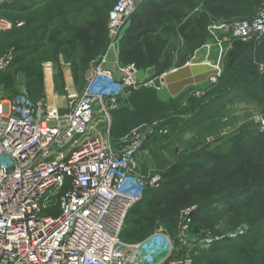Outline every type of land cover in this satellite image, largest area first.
<instances>
[{"label":"built area","instance_id":"obj_1","mask_svg":"<svg viewBox=\"0 0 264 264\" xmlns=\"http://www.w3.org/2000/svg\"><path fill=\"white\" fill-rule=\"evenodd\" d=\"M145 1L113 5L106 20L112 44ZM207 29L217 46L260 43L264 12L254 19L214 21ZM8 61L0 60V71ZM121 71L120 81L95 69L62 107L31 99L23 85L0 95V264H193L174 255L173 242L188 231L196 206L180 211L174 239L161 225L139 241L122 237L129 212L161 180L152 170L142 171L139 154L168 126L140 124L113 138L111 111L124 107L137 87L133 65ZM96 117L101 130L93 126ZM258 124L264 132V115Z\"/></svg>","mask_w":264,"mask_h":264},{"label":"rangeland","instance_id":"obj_2","mask_svg":"<svg viewBox=\"0 0 264 264\" xmlns=\"http://www.w3.org/2000/svg\"><path fill=\"white\" fill-rule=\"evenodd\" d=\"M117 1L6 0L4 3L6 6L0 12V60L9 58V61L6 68L0 71V95L8 96L10 93L17 91L22 85L25 86L27 84V72L33 70L41 76V81L39 83L38 80H34L36 82L33 87L27 90L29 97L35 101H42L49 106L61 107L67 105L68 93L64 89V81L68 70L73 79L72 68L69 63L64 61L62 53L56 55L50 38L60 33L62 29L63 32L60 38L69 37L71 29L85 25L93 19L95 9L107 6L108 13ZM248 1L250 6L243 11L244 15L229 18L220 16L219 20L254 19L264 12V0ZM194 2L197 3V7L202 6V0H194ZM106 33L108 36L107 24ZM220 34L218 33L219 36ZM107 38L109 41L106 44L111 42L110 37ZM210 39L212 45L221 51V55H225V60L229 59V56L226 55L227 50H230L234 44L233 42H237V40L217 46L214 39ZM263 42L264 38L261 39L260 43H254L256 46L254 49L247 45L242 47V49H252L256 54V64L251 65L254 70L258 67V59H260V48L258 46ZM243 43L253 45V42ZM75 60H80L79 53L75 56ZM225 65L224 72L237 71L231 66L232 63L231 68ZM95 69L93 63L88 65L83 75H79L82 83L86 75ZM259 70L264 73V67H259ZM207 76V85L210 90L205 91H208L209 98L206 97L203 102L214 98V96H216L214 99L216 100L222 92L221 88L216 86L219 83L218 78H216L217 83L212 84L210 78L214 75L210 73ZM239 82L235 86H238ZM68 84L71 86L69 87V93H75L72 84ZM160 84L158 81L157 86H160ZM215 86L216 89L213 91ZM76 87L79 93L81 89H79V86ZM250 87L248 88L251 91L253 89L252 93L247 88V93L242 90L236 92L229 90V92L227 91L228 95H225V97L221 95L223 99H219V108L216 107L208 113L203 121L196 120V117L193 116L197 110H191L195 104L194 99H198V92L194 90L189 93V101H186L187 103L184 105L180 103L170 105L167 110L153 115L151 120L137 124L136 126H139L140 124H150L158 121L161 126H168L167 134L163 136L155 133L145 142L142 149L145 155L141 162L142 171L148 174L150 168L152 174L159 175L161 177L160 186L163 175L177 165L204 163L203 154L207 151L214 149L223 152L233 142L248 143L251 137L260 131L258 118L264 115V87L262 84L254 82L250 84ZM255 89L259 94L254 93ZM237 95L241 97L239 100L233 98ZM201 96H203V92L199 93L198 97ZM190 101H193V103L190 104ZM185 112L188 113V116L185 115ZM185 119L187 121H184ZM98 120L99 117H96L93 122V126L97 128L96 130L100 127ZM149 153H151V157ZM154 190L148 187L139 201L137 206L141 207L143 211L146 209L147 197ZM234 197L242 200L246 197V193L240 191L238 194H234ZM226 201V199H214L207 206L209 208H206V211L198 216V220H192L184 237L175 239L173 242L175 256L188 259L193 264H264V219L260 221L252 220L249 223L248 219H243L245 222H239L235 226V220L231 217L225 204ZM189 206H196V203ZM186 207H180L174 217L165 215L163 210L150 213L138 226L132 224L136 213L131 210L124 225L123 235L125 233H136L137 236L143 239L152 234L157 226L161 225L174 239L179 213ZM196 208L198 207L196 206ZM263 212L264 210H261L255 216ZM212 247L216 248L212 250Z\"/></svg>","mask_w":264,"mask_h":264},{"label":"trees","instance_id":"obj_3","mask_svg":"<svg viewBox=\"0 0 264 264\" xmlns=\"http://www.w3.org/2000/svg\"><path fill=\"white\" fill-rule=\"evenodd\" d=\"M248 2V0H202V6L197 7L194 0H147L143 4H151V10L138 21H134L133 15L131 16V23L122 38L119 60L138 69L151 65L158 74H161L170 68L176 49L174 43L170 41L172 35L182 39L185 46L182 53L188 56L209 38L207 28L212 22L221 21L220 16L229 18L244 15L243 11L250 6ZM5 6L4 4L2 11ZM93 14L91 21L71 29L69 37L60 38L62 29L60 33L50 38L56 55L62 53L64 61L71 65L73 81L79 89L85 85L79 75H83L88 65L105 49L107 42L105 37L107 6L95 9ZM237 42L248 44L238 40ZM78 53L80 60L76 61L75 56ZM183 60L181 57L180 62ZM34 80L40 83L41 76L33 70L28 71L25 85L27 90L33 87L36 82ZM262 86L264 87V83ZM215 97L200 106L196 120L203 121L208 113L219 106L218 103L214 104ZM128 102L133 111L127 109ZM167 109L168 105L159 103L151 89L142 87L133 89L124 107L111 111L113 121L110 134L113 138H119L127 132L121 133L123 118L132 121L136 126ZM114 126L115 132L112 129ZM203 160L204 163L177 165L165 173L162 184L147 197L145 211L137 206L138 204L132 209L136 213L132 224L138 226L145 220L146 215L160 210H163L165 215L174 217L180 207L193 203L198 207L192 216V220L196 221L216 198L227 200L225 204L235 220L233 221L235 226L239 222H245L243 219H248V223L264 219V212L255 216L264 210V132L258 131L248 143L233 142L223 152L214 149L207 151L203 154ZM240 191L246 193L242 200L234 197V194ZM122 237L128 242L139 241L142 238L136 233H125ZM214 248L216 247H212V250Z\"/></svg>","mask_w":264,"mask_h":264},{"label":"crops","instance_id":"obj_4","mask_svg":"<svg viewBox=\"0 0 264 264\" xmlns=\"http://www.w3.org/2000/svg\"><path fill=\"white\" fill-rule=\"evenodd\" d=\"M150 10H151V4L148 5H145L143 3L140 4L137 8V11L134 12L133 14V20L138 21L143 19L147 14V12ZM130 23L131 22L129 21L127 26L121 33L120 38L114 44H112L111 42L107 43L105 45V49L99 54V56L94 61L91 62L94 64V67H96V69L100 68L102 71L109 72L115 80H120V81L124 80L125 74L122 73L121 69L131 65V64L129 65L123 64L119 60V53L122 47V40H123L122 38L126 30L128 29ZM105 37H106V41H109L106 33H105ZM150 40H151V34H150ZM170 41L171 43H174L176 49L172 56L170 68L167 71L158 74L155 67H151L150 65L147 68H140V69L135 68V71L133 73V79L135 80V84L138 85L135 89L137 90L138 88L141 87L145 89H151L155 94L156 100L161 104L170 106L180 103L184 105L189 101V93L191 91L195 90L200 94L201 92H203V96L201 97L197 96L198 99H194L195 104L191 109V110H197V112L193 116L194 117L198 116L199 113L198 110L200 106L208 101L207 100L203 102L204 99L206 97L209 98L207 92L210 90V87L207 85V77H208L207 75H209L210 73L211 75H214L218 78L219 83L216 86H219L222 90L221 92L222 94L220 93V97L216 99L214 104L215 103L219 104V99H223L222 96L225 97V95H228L227 93L228 89L233 92H236L237 90L240 91L242 90L243 92L247 93L248 89L251 88L250 84L252 82L257 84L262 83V85L264 83V73L260 72L261 70H259V67L260 68L264 67V42L258 46L260 48L259 50L260 59H258L259 60V64H257L258 67L254 70L251 67L252 64H256V56H255L256 54L252 50L256 47L254 43L253 45L247 44V46L252 47V49L249 50L246 48L242 49V47H244V45L246 46V44L233 42L234 44L232 48L230 50H227L228 53L226 54L229 56V59L225 60L226 58L225 55L223 54L222 56L221 51L217 47L212 45L210 38H208L199 48H196L188 56L184 55V53L181 52V50H183L184 52L185 46L182 39L179 36L172 35ZM181 57L184 58L182 63L180 62ZM224 64L228 65L229 67L230 65L233 66L237 71L235 72V71L227 70L228 72H224ZM92 74L93 72L86 75V77L84 78L85 83L90 79ZM223 74H225L224 75L225 77L222 76ZM158 81L159 83H161L160 86H157ZM237 82H239V85L235 86ZM68 83H71L74 91L78 92L77 87L74 85L69 70L67 76L65 74V81H64V85H65L64 89L66 93H69V87H71L69 86ZM216 86L213 91H215ZM252 91L250 90L251 93ZM233 92H231V94H233ZM254 93L259 94V92L256 89ZM257 96L259 97V95ZM233 98L239 100L241 97L237 95ZM191 103L192 102L190 101V104ZM126 107L129 111L134 110L133 107L130 106L129 102L126 103ZM185 115L188 116V113L185 112ZM111 121H113L112 117H111ZM184 121H187V119H185ZM121 125H122L121 133H124L123 131H128L135 126L132 121H128L124 118L122 120ZM102 127L103 125H101L99 129L101 130ZM110 128H111V122H110ZM112 129L114 132L116 131L115 126L112 127ZM144 156H145L144 151H141L139 154L141 162L143 161ZM149 156L151 157V153H149ZM148 171H150V168Z\"/></svg>","mask_w":264,"mask_h":264},{"label":"bare ground","instance_id":"obj_5","mask_svg":"<svg viewBox=\"0 0 264 264\" xmlns=\"http://www.w3.org/2000/svg\"><path fill=\"white\" fill-rule=\"evenodd\" d=\"M49 106V105H48ZM50 108H53V107H57V106H55V105H53V106H49Z\"/></svg>","mask_w":264,"mask_h":264},{"label":"water","instance_id":"obj_6","mask_svg":"<svg viewBox=\"0 0 264 264\" xmlns=\"http://www.w3.org/2000/svg\"><path fill=\"white\" fill-rule=\"evenodd\" d=\"M138 86V85H137Z\"/></svg>","mask_w":264,"mask_h":264}]
</instances>
